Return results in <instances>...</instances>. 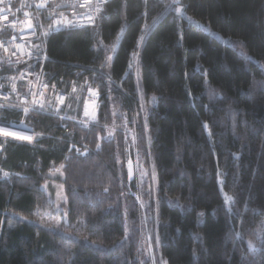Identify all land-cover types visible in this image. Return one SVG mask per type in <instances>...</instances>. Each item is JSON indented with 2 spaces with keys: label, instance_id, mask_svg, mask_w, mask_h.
I'll return each instance as SVG.
<instances>
[{
  "label": "trees",
  "instance_id": "trees-1",
  "mask_svg": "<svg viewBox=\"0 0 264 264\" xmlns=\"http://www.w3.org/2000/svg\"><path fill=\"white\" fill-rule=\"evenodd\" d=\"M169 1L111 0L39 40L46 111L0 103L34 132L0 133V264H152L149 242L156 264H264V0H181L204 27Z\"/></svg>",
  "mask_w": 264,
  "mask_h": 264
},
{
  "label": "built area",
  "instance_id": "built-area-1",
  "mask_svg": "<svg viewBox=\"0 0 264 264\" xmlns=\"http://www.w3.org/2000/svg\"><path fill=\"white\" fill-rule=\"evenodd\" d=\"M110 1L104 0L101 3V0H46L45 7L37 8L36 4L39 3V0H3V3H0V10H3V15L7 16V20L0 18V51L4 60L16 72V76L13 81L8 82V85L0 84V103L10 105L15 103L24 113L25 108L28 109V112H45L48 104L49 85L39 72V64L44 60L45 50L43 52L40 50V54L37 56L33 45L40 46L39 40L45 41L47 36L61 30L94 27ZM98 5L99 12L96 10ZM25 13L28 15L25 16ZM57 20L61 21L59 25L55 23ZM13 21H15L14 26L12 25ZM29 22L32 24L31 29L27 27ZM50 25L51 27H49ZM29 52L33 53L31 57L28 55ZM21 74H23V79L20 78ZM13 85H15V91ZM13 95L18 98L15 102H13ZM92 95L96 97L97 101L98 91L90 89L86 97V105L88 98ZM60 96H63L62 103L59 100ZM65 99V94L58 95L57 104L63 105ZM96 101L95 113L93 117H90L91 120L97 113L98 104L96 105ZM41 104L44 105L42 109L40 108ZM0 128L16 133L17 139L27 140L31 136L33 138L34 135L33 128L24 122L10 123L9 125L0 124Z\"/></svg>",
  "mask_w": 264,
  "mask_h": 264
},
{
  "label": "rangeland",
  "instance_id": "rangeland-1",
  "mask_svg": "<svg viewBox=\"0 0 264 264\" xmlns=\"http://www.w3.org/2000/svg\"><path fill=\"white\" fill-rule=\"evenodd\" d=\"M180 1L181 0H170L169 1V4L172 6V7H174L175 9H176V12H177V14L178 15H180V16H182V17H185L186 19H192V21L194 22V21H196V20H194L193 18H190V16L183 10V8L180 6ZM197 22V24L198 25H202L200 22H198V21H196ZM203 26V25H202ZM204 27V26H203ZM207 30L208 31H210L209 30V28L207 27ZM211 32V31H210ZM228 40V41H227ZM226 41L227 42H229L230 44H232L233 43V41H231V40H229V39H227ZM119 41H120V37H118V39L116 40V42H115V44H114V47H113V50H112V54H111V61H112V57H113V55H114V52H115V50L117 49V46H118V44H119ZM134 65L137 67V69H138V79H141V71H140V68H139V65H138V61H137V58L135 59V63H134ZM91 89V88H90ZM90 89H88V91H87V94H88V92H89V90ZM87 94H86V96H85V98H84V101H83V106H82V108H81V115H80V117L78 118V117H72V118H76V119H78L79 121H84V122H86V123H90V122H92V121H94L95 120V118H96V115H95V118L93 119V120H91L90 119V117L89 116H87V115H85V106H86V97H87ZM66 104V99H65V103L63 104V105H58L57 104V108H61V107H63L64 105ZM71 106V104H69L68 105V107H70ZM75 107H76V105H75ZM74 107V108H75ZM97 114V113H96ZM67 115H69V114H67ZM4 131L5 132H9V133H14V132H11V131H9V130H5L4 129ZM2 134V133H1ZM8 136V135H7ZM10 136H12V137H15L16 135H10ZM19 137V136H18ZM20 138V137H19ZM28 141H30V140H32V136L29 138V139H27ZM131 158V159H130ZM129 159H128V161H127V166H128V163H129V161L130 160H132L133 161V167H134V176H133V179H134V177H135V175H136V162L134 161V159L132 158V157H130ZM133 179H131L130 178V180H133ZM56 185H58V184H53V188H52V192H53V194H55L56 196H59V195H61V188H60V186H56ZM52 187V186H51ZM46 191H47V193H48V195H50V196H52L50 193V191H49V189H48V186H47V184H44V187H43ZM62 196H63V190H62ZM53 197V196H52ZM60 198V197H59ZM59 198H55V200L56 201H58L59 200ZM57 207H59V206H57ZM148 248H149V252H150V255H151V258H152V264H156V261H155V258H154V254H153V250H152V244H151V242H149V245H148Z\"/></svg>",
  "mask_w": 264,
  "mask_h": 264
},
{
  "label": "snow or ice",
  "instance_id": "snow-or-ice-1",
  "mask_svg": "<svg viewBox=\"0 0 264 264\" xmlns=\"http://www.w3.org/2000/svg\"><path fill=\"white\" fill-rule=\"evenodd\" d=\"M103 2H104V0H101V3H103ZM0 3H3V0H0ZM45 6H46V0H39V3L36 4V7H37V8H43V7H45ZM81 6H83V5H81ZM96 10H97V12L100 11V7H99V5L97 6V9H96ZM27 15H28V13H25V16H27ZM0 18H3L4 20H7V16H4V15H3V10H0ZM89 19H91V18H89ZM55 23H56L57 25H59V24L61 23V21L57 20V21H55ZM12 25H13V26L15 25V21L12 22ZM27 27H28L29 29L32 28V24H31V22H29V23L27 24ZM49 27H51V25H50ZM45 35H46V33H45ZM33 47L36 49V53H35V54H36L37 56H39V54H40V46H39V45H33ZM5 51H7V49H5ZM28 55H29V57H31V56L33 55V53H32V52H29ZM44 58L47 59L46 56H45ZM107 59H108V60H111V57L109 56V57H107ZM20 78L23 79V74H21V77H20ZM45 87H47V85H45ZM13 90L15 91V85H13ZM73 91H75V88H73ZM153 99H155V98H153ZM59 100H60V102L62 103V102H63V96H60V97H59ZM33 103L35 104L36 101L34 100ZM43 107H44V105L41 104V105H40V108L42 109ZM24 111H25V113H27V112H28V109L25 108ZM85 115H87V112L85 113ZM205 126H206V125H205ZM0 133H3V134H5V135H16V133L5 132L3 128H0ZM111 135H112V133L110 132V133H109V136H111ZM20 138H26V137H20ZM97 147H99V145H97ZM129 174L131 175V170H130V173H129ZM227 199L230 200L231 198L228 197ZM249 243H250V246H251V242H249Z\"/></svg>",
  "mask_w": 264,
  "mask_h": 264
},
{
  "label": "bare ground",
  "instance_id": "bare-ground-1",
  "mask_svg": "<svg viewBox=\"0 0 264 264\" xmlns=\"http://www.w3.org/2000/svg\"><path fill=\"white\" fill-rule=\"evenodd\" d=\"M95 101L96 97L94 95L90 96L87 100V105H86V111L87 116L93 117L95 113Z\"/></svg>",
  "mask_w": 264,
  "mask_h": 264
},
{
  "label": "water",
  "instance_id": "water-1",
  "mask_svg": "<svg viewBox=\"0 0 264 264\" xmlns=\"http://www.w3.org/2000/svg\"><path fill=\"white\" fill-rule=\"evenodd\" d=\"M97 101H96V105L98 104V101H99V96L97 97ZM130 170H131V175H130V178L133 179V176H134V167H133V161L130 160L129 163H128V171L130 173Z\"/></svg>",
  "mask_w": 264,
  "mask_h": 264
}]
</instances>
